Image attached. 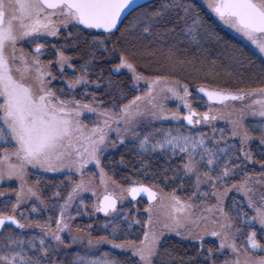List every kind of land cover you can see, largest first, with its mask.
<instances>
[{
	"label": "snow or ice",
	"instance_id": "6c2138e0",
	"mask_svg": "<svg viewBox=\"0 0 264 264\" xmlns=\"http://www.w3.org/2000/svg\"><path fill=\"white\" fill-rule=\"evenodd\" d=\"M120 146L138 163L118 182L108 156ZM157 158L162 173L149 171ZM45 173L65 177L46 199ZM13 181L0 264H264V0H0V185ZM138 198L147 206H123ZM89 214L107 235L73 231ZM167 234L198 247L165 260ZM77 244L83 254L67 251Z\"/></svg>",
	"mask_w": 264,
	"mask_h": 264
},
{
	"label": "trees",
	"instance_id": "16d2710c",
	"mask_svg": "<svg viewBox=\"0 0 264 264\" xmlns=\"http://www.w3.org/2000/svg\"><path fill=\"white\" fill-rule=\"evenodd\" d=\"M68 54L71 55L72 54V50H69ZM75 62H79V61H75ZM100 67H102L104 69L105 76H108L109 72H108L107 69L110 67V65L107 62L103 61V62H100V64L98 65V68H100ZM122 77H126L127 78L129 76L128 75H125V76L115 75V76L112 77V79L115 80V81H119L120 78H122ZM169 103L172 104V102H169ZM235 107L239 108V107H241V104L239 102H236ZM225 111H227V110H225ZM227 120H228V117H225V119L217 121V124H219V125L216 126V127H217V129H224L226 134L230 135L229 129L227 128V126H225V123H226ZM258 120H259L258 117L257 118H248V117H246L244 123L246 125L250 126L251 124L257 122ZM204 131L205 132H209V129H204ZM249 131L251 132L253 137H257L259 135L258 132L252 131L251 127H249ZM217 135H219V132L217 133ZM257 143H258V141L255 140V139L251 143V147L253 149L254 155H255L256 150H257L256 149ZM256 158L258 159L259 157L257 156ZM120 159L121 158H119V159L117 158V161L115 162V165H116L115 168H117V173L121 174V172H122V174L125 175L128 172V176L132 175L133 172H134V169L131 167V165L132 164H137L138 161L136 159H134V157H131V158L125 159L126 160L125 161V165H120L118 163ZM163 163H164V161L162 159H159V158L153 159L152 160V164H151V168L149 169V171L150 172H155V173H162L163 172V168H162ZM112 167L114 169V166H112ZM131 169H132V171H131ZM259 170H260V167L257 164L255 166V171L258 172ZM33 177H35V176H33ZM40 178H41V181H42L41 187L43 188L42 195L44 196L45 199L47 198L48 193H50L51 191L54 190L52 185L53 184H59V182L61 180L65 179V177L63 175L48 176L46 174H42ZM134 178L140 179V180H142L145 183L149 182L147 177L136 176ZM156 183H157L159 188H162L163 190L165 189L164 190L165 192L171 191L172 185L171 184H167L166 185L164 180H163L162 175H157ZM16 184H14V185H16ZM8 185H10V184H5V185L1 186L0 189H6ZM62 194H63V192H62ZM180 194H181V192H178V195H180ZM181 195H183V193ZM5 200H7V199H5ZM3 201H0V202H3ZM226 203H230V198H229V201H226ZM28 214L29 213L26 212V215H28ZM48 214L49 213L45 212V213L40 214L39 216H37L36 214H31V215H32L33 219H39V220L43 219L44 220ZM92 222L98 223V224H90V225H92V228L94 229V231H92V236L93 237H96L98 235H107V233L102 230V224L105 222V220H104L103 223H100L99 221H92ZM88 226L89 225H86V228ZM81 227L84 228V225H82ZM121 227L122 228L126 227V225L122 224ZM256 228H257V232H258L257 239L259 240L260 239V237H259L260 236L259 235V226L256 225ZM65 236H67V234H65ZM212 238H214V237H212ZM210 239L211 238H208V236L204 237L205 248L212 247L213 250H215L216 245L213 244L214 241H212ZM198 244H199L198 240L188 239V241H187L186 239L182 240V239H178V238H172L171 236H167V237L165 236L163 238V240H162V245H163V248H166V249L169 250V252L171 253V257H169L168 255H165L164 259L167 260L169 258H172V259L178 260L180 257H184L185 258L187 256L186 255L187 253H188V256L191 257L193 255V253L195 252L196 248L198 247ZM102 248H108L113 253V255H115L116 257H118L122 261L127 259V256L124 253L119 252L118 250H111L108 245H103Z\"/></svg>",
	"mask_w": 264,
	"mask_h": 264
},
{
	"label": "rangeland",
	"instance_id": "374dc122",
	"mask_svg": "<svg viewBox=\"0 0 264 264\" xmlns=\"http://www.w3.org/2000/svg\"><path fill=\"white\" fill-rule=\"evenodd\" d=\"M225 31H228V30L225 29ZM221 35H224V32H221ZM89 39H91V38L89 37ZM26 51H28V49H26ZM48 58L49 57H47V56L42 57V59H45V60H47ZM101 62H103V61H101ZM122 76H125V75H122ZM118 82L121 83V85L124 87L125 91H127V89L131 87V81L129 80V77H127V78L126 77H122V78H120V80ZM96 94H97L98 97L103 96V91H97ZM169 107L174 109L175 108V102H172V104L169 103ZM198 110H203V109H198ZM248 118H253V117H250L249 116ZM218 125L219 124H217V122H216V126H218ZM225 126H227V128L230 129V125L227 124V121L225 123ZM204 129H209V128L207 126H204L203 130ZM109 152H110V154L108 156V160L112 163V166H114V171H115V177L114 178L118 182H121V181H123V178L125 176H128V172L125 175H123L122 172H121V174H118L117 173V168H115L116 167L115 162L117 161V158L119 159V158L123 157L124 160H125V159H128V158L134 157V154L129 149H125L123 146H120V147H118L115 150H109ZM91 170L92 171H95L94 169H91ZM131 171H132V169H131ZM45 174L48 175V176H54V175L55 176H59V175H63V174H59V173H57V174L45 173ZM35 178L36 177H33L32 175H30L29 176V181L30 182H34L33 180ZM94 182L95 183H98V179L96 181H94ZM16 183L17 182H15V181H13V182H5L4 184L0 185V187H1V186L5 185V184H10V185L7 186L6 189H0V192H5L6 193L5 196L0 197V201H3L5 199H8L9 197H12L13 196L12 189H14V188L17 187V184ZM14 184H16V185H14ZM84 195H85L86 203H88V198L90 197L91 194L90 193H85ZM181 196L183 198V195H181ZM61 203H62V201H61ZM133 204H135L136 207H141V206L146 207L147 206V201L146 200H138L136 202H133L132 204L128 203V201H124L123 202V206L125 208H132L133 207ZM73 215H75V213H73ZM131 215L137 216V218H142L145 214L141 210V212H140L139 215H137L134 211L131 213ZM105 219L106 218H102L101 214H99V217L92 216L91 214L84 215V216H77L76 219L72 222L73 225H74L73 231L75 232L76 231V228H81V229L84 230L85 233H87L88 227L86 228V225L98 224V223H94L92 221H99L100 223H103ZM41 221H43V219H41ZM82 225H84V228L81 227ZM53 227H54V225H53ZM211 227L212 226L209 225V228H211ZM32 231H38V229H32ZM132 232L134 234L138 233L139 232L138 226H134L133 229H132ZM165 236L166 237L167 236H171L172 238L182 239L180 237L175 236L174 234H167ZM65 238L68 239V236H65ZM208 238H211L210 240L214 241L213 244H215L216 246L218 245V242L219 241H218L217 238H215V237L212 238L210 236H208ZM182 240H184V239H182ZM186 240L188 241V239H186ZM262 241L264 242V240H261V243H263ZM210 248H212V247H210ZM67 251L69 253L81 252L83 254V252L85 250H84V248H83L82 245L77 244V245H74L71 249H68ZM102 251H110V250L108 248H102ZM93 254H95V253H93ZM259 254H264V253H258V255ZM186 255L187 256L185 258L190 257V256H188V253Z\"/></svg>",
	"mask_w": 264,
	"mask_h": 264
},
{
	"label": "water",
	"instance_id": "95a60500",
	"mask_svg": "<svg viewBox=\"0 0 264 264\" xmlns=\"http://www.w3.org/2000/svg\"><path fill=\"white\" fill-rule=\"evenodd\" d=\"M139 199V198H138ZM143 199H145L146 200V198H143ZM103 215V214H102ZM14 227V226H13Z\"/></svg>",
	"mask_w": 264,
	"mask_h": 264
}]
</instances>
